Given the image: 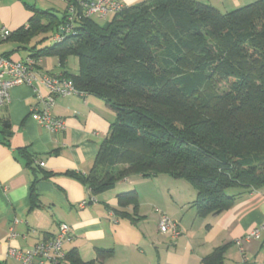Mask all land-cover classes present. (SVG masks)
Segmentation results:
<instances>
[{
	"label": "trees",
	"instance_id": "obj_1",
	"mask_svg": "<svg viewBox=\"0 0 264 264\" xmlns=\"http://www.w3.org/2000/svg\"><path fill=\"white\" fill-rule=\"evenodd\" d=\"M34 10L30 27L8 39L29 44L40 32L53 36L66 18ZM75 31L60 42L28 49L36 59L58 57L64 68L75 56L78 73L62 75L115 111L90 171L67 172L86 184L90 196L131 176H169L193 187L191 206L206 217L264 187V0L228 12L200 0H144L104 22L81 16ZM2 123L10 136V121ZM20 152L34 169L37 157L25 148ZM117 197L120 208L133 205L136 213V190ZM227 248H216L200 264H224ZM112 252L101 249L99 257ZM66 258L94 262H82L76 250Z\"/></svg>",
	"mask_w": 264,
	"mask_h": 264
},
{
	"label": "crops",
	"instance_id": "obj_2",
	"mask_svg": "<svg viewBox=\"0 0 264 264\" xmlns=\"http://www.w3.org/2000/svg\"><path fill=\"white\" fill-rule=\"evenodd\" d=\"M120 1L130 6L144 0ZM200 1L228 12L255 0ZM35 8L62 18L66 3L0 0V24L12 33L22 27L28 29ZM52 34V31L35 34L29 44L6 39L0 43V53L13 60H24L32 53L29 47L52 44ZM46 35L50 37L41 41ZM41 59L43 72L62 75L66 70L75 74L79 71V61L73 57L65 68L56 56ZM42 94H48L45 88ZM35 106L41 104L34 89L19 85L11 89L9 102L0 107V263L22 264L9 256L11 249L27 252L39 241L56 235L59 225L66 223L73 239L64 242V251L68 254L76 250L84 263L200 264L216 248L228 245L224 264H264V233L258 239H245L253 227L264 222V187L240 194L229 209L206 217L198 216L191 206L196 197L193 187L185 180L169 176H131L112 190L90 196L86 184L67 172L90 171L101 143L109 135L115 111L92 94L56 96L52 114L64 119L66 126L49 131L34 118ZM3 120L11 123L10 136L3 132ZM22 148L37 157L34 169L27 165L20 152ZM45 172L51 175L45 177ZM36 176L33 201L31 186ZM129 190L138 193L136 213L133 205L119 207L118 194ZM83 201L85 205H81ZM116 208L129 215L115 214ZM161 213L179 222L178 237L159 231ZM101 249L113 252L99 257ZM60 264L81 263L66 258Z\"/></svg>",
	"mask_w": 264,
	"mask_h": 264
},
{
	"label": "built area",
	"instance_id": "obj_3",
	"mask_svg": "<svg viewBox=\"0 0 264 264\" xmlns=\"http://www.w3.org/2000/svg\"><path fill=\"white\" fill-rule=\"evenodd\" d=\"M67 4L66 18L59 30L54 33L53 41L60 42L67 35L75 34V26L81 16L99 17L105 19L123 11L127 5L120 0H62ZM11 30L0 24V43L8 39ZM41 58L32 56L24 60H13L0 53V107L10 100V91L16 86L27 85L34 89L39 96L41 107H33V116L36 121L49 131H58L65 128V120L52 114V106L56 96L84 94L79 91L73 80L63 75H53L41 70ZM42 88L48 92L42 94ZM83 201L81 205H85ZM159 231L178 237L181 233L179 222L167 214L162 213L159 219ZM264 233V222L251 229L246 240L258 239ZM73 239L70 226L66 223L59 225V231L51 238L35 244L27 252L11 249L9 256L15 257L22 264H43L45 261L60 264L66 260L63 245ZM242 241H239L241 244ZM2 264V263H0Z\"/></svg>",
	"mask_w": 264,
	"mask_h": 264
},
{
	"label": "rangeland",
	"instance_id": "obj_4",
	"mask_svg": "<svg viewBox=\"0 0 264 264\" xmlns=\"http://www.w3.org/2000/svg\"><path fill=\"white\" fill-rule=\"evenodd\" d=\"M51 41H50V39L48 40V43H50ZM73 59H77L75 56H73Z\"/></svg>",
	"mask_w": 264,
	"mask_h": 264
}]
</instances>
